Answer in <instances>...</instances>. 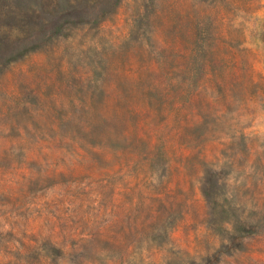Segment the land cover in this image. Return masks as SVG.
Instances as JSON below:
<instances>
[{"label": "rangeland", "instance_id": "rangeland-1", "mask_svg": "<svg viewBox=\"0 0 264 264\" xmlns=\"http://www.w3.org/2000/svg\"><path fill=\"white\" fill-rule=\"evenodd\" d=\"M0 264H264V0H0Z\"/></svg>", "mask_w": 264, "mask_h": 264}, {"label": "trees", "instance_id": "trees-1", "mask_svg": "<svg viewBox=\"0 0 264 264\" xmlns=\"http://www.w3.org/2000/svg\"><path fill=\"white\" fill-rule=\"evenodd\" d=\"M94 149H100L98 146H94Z\"/></svg>", "mask_w": 264, "mask_h": 264}]
</instances>
